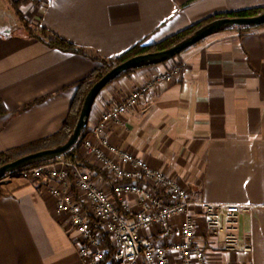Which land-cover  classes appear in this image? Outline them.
<instances>
[{
  "label": "crops",
  "instance_id": "1",
  "mask_svg": "<svg viewBox=\"0 0 264 264\" xmlns=\"http://www.w3.org/2000/svg\"><path fill=\"white\" fill-rule=\"evenodd\" d=\"M4 1L0 153L58 133L76 84L97 67L85 56L50 49L28 37L13 9L21 0ZM250 9H264V0H35L19 13L24 20L30 16L29 27L45 28L100 59H111L207 17ZM171 64L178 72L142 94L122 124L110 125L107 138L172 176L190 191L193 202L199 198L246 209L239 216L236 251H223L221 235L204 231L200 208L191 207L209 264H264V26L245 34H214L172 61L114 80L96 98L87 127L128 92L170 71ZM0 192V264H86L44 184L6 176ZM128 202L135 210L134 202ZM172 226L171 239L178 241L179 219ZM153 231H142V239ZM245 242L250 252L242 251Z\"/></svg>",
  "mask_w": 264,
  "mask_h": 264
},
{
  "label": "built area",
  "instance_id": "2",
  "mask_svg": "<svg viewBox=\"0 0 264 264\" xmlns=\"http://www.w3.org/2000/svg\"><path fill=\"white\" fill-rule=\"evenodd\" d=\"M177 72L171 64L167 73L109 105L81 136L80 163L58 158L9 176L45 185L55 199V214L67 222V231L86 264H172L170 256L180 264H209L206 247L197 238L196 218L189 212L193 205L201 210L204 231L221 235L223 251H236L244 207L209 204L199 198L193 202L190 191L172 176L111 145L107 138L110 125L122 124L142 94L169 82ZM90 167L104 176H96ZM173 219H179L178 241L171 239ZM154 228L152 236L143 240L141 232ZM102 235L115 250L112 256L101 248ZM158 235L167 246L158 241ZM242 251L250 252L251 246L245 242Z\"/></svg>",
  "mask_w": 264,
  "mask_h": 264
},
{
  "label": "trees",
  "instance_id": "3",
  "mask_svg": "<svg viewBox=\"0 0 264 264\" xmlns=\"http://www.w3.org/2000/svg\"><path fill=\"white\" fill-rule=\"evenodd\" d=\"M35 4V0H21L19 3H15L13 5L16 14L21 21V24L23 26L24 31L27 33L28 37L34 38L38 40L40 43L45 45L46 47L50 49H55L63 53H68V54H74V55H81L89 58L91 61L97 63V67L95 70H93L90 75H88L85 79L81 80L76 84V92L75 95L70 103V107L68 110V114L66 116V119L62 125V128L58 133L55 135L44 139L42 141H39L37 143H33L29 145L26 148H21V149H14V150H9L3 153H0V167L13 162L14 160L21 158L23 156L33 154L36 152L44 151V150H49V149H54L56 147H59L63 145L69 136L71 135L74 126L77 122V119L79 117L81 108L84 103V99L89 92L90 88L104 75L106 74L109 70H111L113 67L116 65L125 62L126 60L139 56V55H144L147 53H156V52H161L167 49H170L171 47L179 44L183 40L187 39L189 36L194 34L196 31L200 30L202 27L208 25L209 23H212L216 20L223 19V18H238V17H252L259 15L264 12V9H250V10H245V11H239V12H234V13H227V14H217L213 15L210 17H207L203 20H201L198 23H195L191 25L190 27L174 34L166 39L152 44V45H145L143 42L138 43L134 47H132L130 50L125 52L119 57L111 58V59H100L99 57L95 56L93 53L90 51H86L80 47H77L76 45L54 35L50 31L46 30L45 28H38V29H32L26 24V21L21 17L19 13V8L27 5V4ZM25 22V24H23ZM230 30H236L242 34L248 33L251 30L254 29H249V28H235V29H230ZM179 56V55H178ZM176 56V57H178ZM176 57L173 59H170L166 62L174 60ZM165 63V62H164ZM162 64V63H161ZM158 65V64H157ZM154 66V65H150ZM147 66V67H150ZM137 70V69H134ZM131 70V71H134ZM126 72L119 76L118 78L130 73ZM117 78V79H118ZM112 83V82H111ZM37 102V101H36ZM4 111H0V113H3ZM88 126V124H87ZM87 133V127L85 131L82 133L85 134ZM81 144V140L78 141L75 147H73L70 151L62 155L61 158L80 163L81 159L78 153L79 146ZM43 163H36L28 167H37L40 166ZM27 168V167H26ZM92 171L96 174V176L103 175L104 173L101 171H97L93 167H90ZM19 171V170H18ZM17 172V171H16ZM13 173L7 174L6 176H11ZM0 195L2 193L0 192ZM101 248L106 252V256H112L115 252V250L111 247L110 242L106 238V236H101ZM105 264V263H102Z\"/></svg>",
  "mask_w": 264,
  "mask_h": 264
},
{
  "label": "water",
  "instance_id": "4",
  "mask_svg": "<svg viewBox=\"0 0 264 264\" xmlns=\"http://www.w3.org/2000/svg\"><path fill=\"white\" fill-rule=\"evenodd\" d=\"M264 26V12L252 16V17H238V18H223L216 20L208 25L202 27L200 30L196 31L194 34L189 36L187 39L183 40L179 44L171 47L170 49L156 52L147 53L144 55H139L132 57L125 62H122L106 74H104L89 90L87 93L83 106L81 108L79 117L74 126V129L67 139V141L54 149L44 150L29 154L14 160L13 162L7 163L0 167V180L4 179L7 174L16 172L28 166L36 163H43L61 158L62 155L70 151L76 146L80 140L82 133L85 131L91 108L100 94V92L111 82L116 80L122 74L129 72L134 69H140L150 65H157L164 63L174 57L180 55L182 52L198 44L202 40L212 36L214 34L227 31L235 28H249L255 29Z\"/></svg>",
  "mask_w": 264,
  "mask_h": 264
},
{
  "label": "rangeland",
  "instance_id": "5",
  "mask_svg": "<svg viewBox=\"0 0 264 264\" xmlns=\"http://www.w3.org/2000/svg\"><path fill=\"white\" fill-rule=\"evenodd\" d=\"M13 1V0H12ZM4 0H0V6H5V4H4ZM16 3V2H15ZM13 4V3H12ZM14 5V4H13ZM28 5V4H27ZM26 7V5H24V8ZM14 9V8H13ZM15 10V9H14ZM24 11V10H23ZM28 17H26L27 18V20H29L30 19V16L29 15H27ZM27 20H25V21H27ZM23 24H25V22L23 23ZM27 24V23H26ZM28 25V24H27ZM32 28V27H31ZM33 29V28H32Z\"/></svg>",
  "mask_w": 264,
  "mask_h": 264
}]
</instances>
